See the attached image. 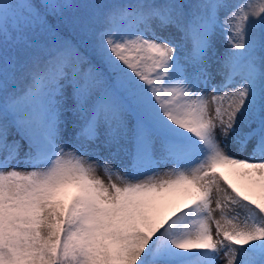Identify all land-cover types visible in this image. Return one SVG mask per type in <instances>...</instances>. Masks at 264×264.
<instances>
[{
	"label": "snow or ice",
	"instance_id": "obj_1",
	"mask_svg": "<svg viewBox=\"0 0 264 264\" xmlns=\"http://www.w3.org/2000/svg\"><path fill=\"white\" fill-rule=\"evenodd\" d=\"M221 257L264 264V0H0V264Z\"/></svg>",
	"mask_w": 264,
	"mask_h": 264
},
{
	"label": "rangeland",
	"instance_id": "obj_2",
	"mask_svg": "<svg viewBox=\"0 0 264 264\" xmlns=\"http://www.w3.org/2000/svg\"><path fill=\"white\" fill-rule=\"evenodd\" d=\"M23 167V166H21ZM220 171H223L225 173V175L228 176L229 179H231L233 181V183H236L238 186H239V181L237 180V178L235 176H233L228 169H220ZM99 176H101V178L105 179V181H107L108 177L107 175L105 174L104 170L103 169H99L98 170V173H97ZM179 200H174L172 201V203H178ZM217 264H225V261L223 259V257H221L220 259H218L217 261Z\"/></svg>",
	"mask_w": 264,
	"mask_h": 264
}]
</instances>
